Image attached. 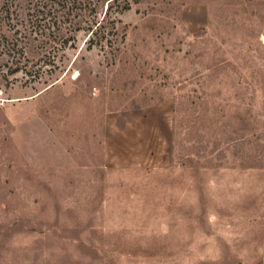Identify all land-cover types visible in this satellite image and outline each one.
<instances>
[{"label": "rangeland", "instance_id": "rangeland-1", "mask_svg": "<svg viewBox=\"0 0 264 264\" xmlns=\"http://www.w3.org/2000/svg\"><path fill=\"white\" fill-rule=\"evenodd\" d=\"M27 1L0 0V264H259L264 0H135L55 70Z\"/></svg>", "mask_w": 264, "mask_h": 264}, {"label": "trees", "instance_id": "trees-1", "mask_svg": "<svg viewBox=\"0 0 264 264\" xmlns=\"http://www.w3.org/2000/svg\"><path fill=\"white\" fill-rule=\"evenodd\" d=\"M2 1H4L1 8L3 13H13L12 4L21 0ZM27 2L31 13H36L33 26L42 28L43 33H49V37L42 42L45 53L41 60H45V64L52 65L55 70L59 68L58 61H62L59 52L68 47L75 48L80 33L86 37L85 46L88 51L95 47L113 48L120 35L119 26L122 24L120 15L130 11L135 0H28ZM11 44L12 47L6 50L17 59L19 53H24V48H20L18 41ZM0 47L4 48L1 35ZM17 62H20L19 59ZM18 69L10 73L14 74ZM52 70L49 69L50 73Z\"/></svg>", "mask_w": 264, "mask_h": 264}, {"label": "crops", "instance_id": "crops-1", "mask_svg": "<svg viewBox=\"0 0 264 264\" xmlns=\"http://www.w3.org/2000/svg\"><path fill=\"white\" fill-rule=\"evenodd\" d=\"M261 233L259 234L260 252H259V264H264V207L261 216Z\"/></svg>", "mask_w": 264, "mask_h": 264}]
</instances>
